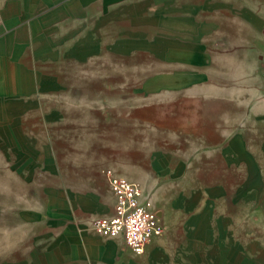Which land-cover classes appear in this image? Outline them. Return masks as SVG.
Instances as JSON below:
<instances>
[{"label":"crops","instance_id":"crops-1","mask_svg":"<svg viewBox=\"0 0 264 264\" xmlns=\"http://www.w3.org/2000/svg\"><path fill=\"white\" fill-rule=\"evenodd\" d=\"M168 4L174 16L208 19V31L234 30L233 44L255 66L241 73L240 87L209 74L198 93L179 88L145 104L154 118L133 130L122 153L109 140L92 191L65 200L57 223H48L53 235L41 248L43 264H264V0ZM81 13V0H0V80L65 73L67 57L76 58L71 36L81 30ZM106 168L137 181L161 217L163 231L141 253L87 221L113 213Z\"/></svg>","mask_w":264,"mask_h":264},{"label":"rangeland","instance_id":"rangeland-1","mask_svg":"<svg viewBox=\"0 0 264 264\" xmlns=\"http://www.w3.org/2000/svg\"><path fill=\"white\" fill-rule=\"evenodd\" d=\"M168 1L81 0L76 58L67 57L65 73L0 80V264H43L48 223H57L65 200L92 191L109 140L121 151L154 118L145 104L179 88L198 93L209 74L244 84L241 73L255 62L233 44L236 32L208 31L201 15L174 16Z\"/></svg>","mask_w":264,"mask_h":264},{"label":"built area","instance_id":"built-area-1","mask_svg":"<svg viewBox=\"0 0 264 264\" xmlns=\"http://www.w3.org/2000/svg\"><path fill=\"white\" fill-rule=\"evenodd\" d=\"M261 72L264 75V60ZM104 174L114 195L113 213L92 217L91 226L103 236L121 235L127 247L141 253L149 239L163 231L161 217L137 181L110 168L104 169Z\"/></svg>","mask_w":264,"mask_h":264}]
</instances>
